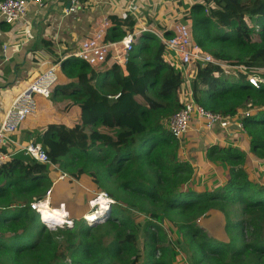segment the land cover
I'll list each match as a JSON object with an SVG mask.
<instances>
[{
    "label": "trees",
    "instance_id": "1",
    "mask_svg": "<svg viewBox=\"0 0 264 264\" xmlns=\"http://www.w3.org/2000/svg\"><path fill=\"white\" fill-rule=\"evenodd\" d=\"M166 10L174 9L166 5ZM189 12L177 16L163 29L169 30L178 21L191 22L194 39L204 50L232 66L246 67L245 71L234 70L235 77H229L218 66H197L191 77L198 104L223 116L242 113L251 105L250 114L243 121L252 134V150L264 156V83L254 87L248 81L252 74L261 75L260 69L264 67V0H195L190 3ZM107 20L111 27L106 42L120 41L138 27L137 18L124 11L111 12ZM249 21H255L256 25L250 26ZM257 25L259 37L255 40ZM48 52L56 58L54 64H61L51 99L59 98L55 104L61 112L75 106L80 112L73 125L50 124L35 143L42 145L51 162L59 165L69 179L53 187L50 167L25 154L0 168L4 180L0 185V201L9 203L0 212V264H4L3 258L13 264H24L27 258H33L32 264H142L148 248L151 253L144 264L176 263L167 257L171 249L167 238L171 239L169 234L174 232L165 233L160 216L151 214L156 223L150 218L144 227L145 224L135 222L134 215L120 217L119 211L112 208L110 217L103 222L84 221L82 217L87 210L78 211L72 202L66 201L75 195L76 202L89 204L96 196L78 185L85 176L94 180L96 186L92 187L97 194L103 182L113 180L118 189L166 205L171 211L206 213L222 202L241 203L248 211L264 212V199L256 200L257 194L264 198V188L255 191L246 172L236 168L244 160L240 149L211 146L207 151L210 162L232 165L223 191H187L180 185L190 178L192 168L175 160L174 151L180 142L164 128L162 120L183 108L180 95L185 79L166 61V47L156 35L145 31L135 38L127 74L117 65L91 67L78 58L63 59L51 50ZM63 77L65 81L60 84ZM130 97L138 101L139 108L123 122L118 107L128 106ZM92 105H100L109 113L111 126L105 125L103 117L86 122L85 114ZM146 172H152L153 176ZM50 189L51 207L59 208L66 203L75 221L74 227L62 228L66 235L63 241L41 223L30 207L31 202L44 200ZM136 208L139 213L140 207ZM103 228H111L114 237L108 240L97 236ZM178 229L201 239L197 247L190 249L193 261L201 256L199 263L228 264L225 260L229 251L213 241L205 230L194 225H179ZM180 243L177 240L176 246ZM248 252L264 257V241L246 243L232 253V258H241Z\"/></svg>",
    "mask_w": 264,
    "mask_h": 264
},
{
    "label": "built area",
    "instance_id": "2",
    "mask_svg": "<svg viewBox=\"0 0 264 264\" xmlns=\"http://www.w3.org/2000/svg\"><path fill=\"white\" fill-rule=\"evenodd\" d=\"M47 0H0V17L8 24H14L18 21L26 19L29 10L32 7L44 8ZM83 1L105 3L107 0H68L69 8L65 10V15H70L78 11ZM138 7L136 3H131L125 10L137 18L138 27L136 32L127 33L120 41L106 42L105 38L111 23L105 19L103 20L96 31L83 39L78 47L66 58L75 57L87 63L91 67H96L107 63L108 65L119 66L125 74H127V65L130 59V53L133 50L135 38L142 32H150L156 35L166 47V61L172 64L184 76V83L189 85V98L183 103V108L175 112L168 122L169 132L180 142L183 146L185 136L194 129L192 124L195 122L203 131L215 133L217 131L225 133L227 137H232L237 133H246L244 119L249 116V109H244L242 113L223 116L212 113L198 104L195 98V91L193 90L190 79L191 73L197 66L215 65L226 73H234V70L245 71L244 66H232L225 61H221L204 50L194 39L192 24L188 22L183 24L176 22L172 24L169 30H159L154 26H145L140 24L137 17ZM169 31V35L167 32ZM7 49V47H5ZM1 63V57H0ZM60 63L50 66L37 78H35L28 87L20 93L12 103L11 107L4 115L3 121L0 124V168L9 161L10 155L3 150L7 142H12V136L18 131L20 126L31 116L38 112V103L36 96H41L44 99H50L52 96V89L58 82V72ZM262 74H252L248 81L254 87H259L264 83V67L260 69ZM236 75V74H235ZM218 77L219 73H215ZM183 87V85H182ZM119 95L115 96L118 98ZM198 130V129H197ZM27 156L38 163L46 164L50 167L54 174V181L58 182L69 178L68 175L62 171L59 165H55L49 159L48 154L39 143H30L22 148ZM252 164H258L251 161ZM54 182V183H55ZM51 190L48 191L44 200L33 201L30 207L35 211L40 218L43 225L49 228H65L74 227L75 221L71 219L69 212L66 210L65 204H61L59 208H52L50 205ZM114 201L108 194L101 192L96 194L89 202L90 211L83 215V220L92 224L98 220L102 214L110 210L114 205ZM46 204H48L46 206ZM48 208L52 211L58 209L63 211V222H50L43 216L44 210Z\"/></svg>",
    "mask_w": 264,
    "mask_h": 264
},
{
    "label": "rangeland",
    "instance_id": "3",
    "mask_svg": "<svg viewBox=\"0 0 264 264\" xmlns=\"http://www.w3.org/2000/svg\"><path fill=\"white\" fill-rule=\"evenodd\" d=\"M193 1L195 0H168L167 2L159 0L157 6L158 12L156 14H151V9L143 10L141 8V5L139 4V2H142L141 0H131L130 3L136 2V5H138L137 7L139 10L137 11V16L139 20H142L144 22V19L147 17V20L149 22H147L148 24H146L145 26L152 25L159 30H164L163 28L168 26L172 22V20L177 18V16H182L187 13H190V3ZM166 4L172 5V8L174 9L172 13L169 10H166ZM141 10L144 11L147 16H143ZM148 15L150 17H148ZM152 18L155 19V21H151ZM249 24L252 27L256 25L255 21H249ZM258 33L259 26L257 25L256 29L254 30L255 40H258ZM231 76L235 77V74L230 73L229 77ZM62 79L64 80H61L60 84H63V82L65 81L64 77ZM190 83L192 86V77L190 79ZM183 87L184 88L182 89L181 95L185 94V96L180 99L182 103H184V101L189 98L188 95L190 93L188 84H183ZM58 99L59 98L53 101L55 102ZM137 102L135 101V99L130 97L127 100L128 106L119 105L118 108L122 113L123 122L126 121V119L133 117V113L139 108V104ZM247 108L250 109L251 105H248ZM70 111L72 113H78V110L75 107L71 108ZM65 117L66 114L64 113L57 114L54 122H64L62 121V118ZM99 117H103L105 119V125L111 126V118L109 113L104 110L103 107L100 105H92V108L89 110V113L85 114V120L88 123L95 122ZM170 118L162 120V125L166 130L168 129V122ZM75 120L77 121V118ZM192 126L194 127V131L191 130V132L185 136L183 146L179 144L180 146L176 147L174 151L175 160L178 163L190 165L192 168V174L190 178L186 182L181 183L180 185H183L184 189H187V191H193V189H205L207 191H223L224 187L226 186L227 180L230 177V168L232 167V165L230 163H224L221 161L210 162L207 157V151L212 145L208 146L207 144L208 136L203 130L196 131L195 123H193ZM245 134H247L246 136H248V141H252V134L249 132L247 127ZM242 142L243 141H240L241 145L238 143L236 144V147L232 146V148L240 149L239 147L242 146ZM240 150L243 151L244 160L243 162L237 164L236 168H242L246 172V175L251 181L255 191L260 188H264V156L260 155L257 152H254L252 150V147L250 146V142L247 146L243 145ZM251 161L257 162L258 164H252ZM220 163L223 167L227 168L225 170L228 172L226 173V177L221 176L219 178L216 175V171L212 170L213 164L220 165ZM221 165L218 167H221ZM213 168L215 169V167ZM146 174H148V176H153L152 172H146ZM89 182L94 184L93 179H90ZM0 185H2L1 180ZM101 185V192H105L113 200L115 199L117 201V204L112 205L110 207V210L102 214V216L93 223H98L100 221L103 222V220L110 217V212L112 208H115L117 209V211H119L121 215L120 217H125L128 215V213L134 215L135 222L141 223L140 225L145 224L144 227L146 226L147 222H150V218L153 221L152 223H156V218L151 216V214L160 216L161 223L166 229L165 233L167 231L170 233L171 230L174 232L173 234H169L171 239L169 237L167 238V246L169 247V249L171 248L170 251L167 253V257L169 260H174L176 262L175 264H215V261L199 263V259L201 258V256H198V262L193 261V252L191 250H193L194 247H197L198 241H200L201 239L199 237H189V235L186 234L185 231L182 232L179 231V229L177 230L179 225H194L195 227L203 231L205 230L213 241L220 243L219 245H222L223 248L229 251L225 260L228 264H264L263 256L261 257L258 254H253L250 252H248L241 258H232V253L241 249L246 243H258L260 241H264V212L260 210H255L251 212L245 209L244 205H242L241 203L228 204L221 202L217 205L211 206L206 213L202 211L183 213L178 211H171L167 209L166 205L154 204L153 202L146 201L145 199L132 196L131 193H129L128 191L125 192L123 190L118 189L116 182H114L113 180L103 182ZM94 186L96 185L94 184ZM181 188H179L178 190H180ZM71 196L75 198V195ZM262 199H264L263 195L257 194L256 200ZM71 205L72 207H75L78 204L76 201H74L71 203ZM8 206V202L0 201V212L4 209V207L6 208ZM84 206L86 210H90V206L87 207L86 203H84ZM136 207H140V214L136 211ZM204 215H209V217L205 219L206 217ZM80 216L81 213L77 215L78 218ZM240 223L241 226H238ZM47 228L50 232L57 235L60 241L65 240L64 236L66 235L62 228ZM142 230L143 227L140 231L142 234L140 232L139 233L143 236ZM97 236L107 238L108 240L114 237L113 233L111 232V228L110 230L108 228H103L99 231V233H97ZM177 240H181V243L176 246ZM5 241L8 240L6 239ZM146 253L147 255L151 253L150 248H148ZM147 255L146 258H143L142 264L147 261ZM159 256L160 254H158V257ZM32 261L33 258H27L24 260V264H32ZM3 263L13 264L11 260H6L5 258H3Z\"/></svg>",
    "mask_w": 264,
    "mask_h": 264
},
{
    "label": "crops",
    "instance_id": "4",
    "mask_svg": "<svg viewBox=\"0 0 264 264\" xmlns=\"http://www.w3.org/2000/svg\"><path fill=\"white\" fill-rule=\"evenodd\" d=\"M141 1L142 2H139V4L143 10L151 9V14H156L158 12L157 6L159 0ZM160 1L167 2L168 0ZM130 2L131 0H107L105 3L84 1L78 11L70 15H65L64 13L67 9L68 0H47L44 8L32 7L26 19L23 21L8 24L0 17V124L15 98L47 68L55 65L54 59L56 58L48 52L49 50H51L56 57L65 59V57L70 55L78 47L83 39L96 31L99 24L107 19L111 12H125L126 8L131 4ZM173 11L174 10H171L170 12L172 13ZM141 12L143 16H147L144 11L141 10ZM148 17L150 16L148 15ZM145 21H148L147 17L144 19V22L140 20V24H148L145 23ZM151 21H155V19L152 18ZM5 47H7V49H5ZM108 66L110 67L111 65ZM183 88L184 87H182V89ZM183 96H185V94L180 95V99ZM36 100L38 103V112L24 121L18 131L11 137L12 142H7L3 147V150L10 155L9 161L18 155L25 154L22 148L30 143H35V140L44 134L50 124L64 123L66 125H73L80 112L77 106H75V108H77L78 113H72L70 111L71 109L61 112L57 109L55 102L51 98L44 99L41 96H36ZM186 101L187 100H185L184 103ZM60 113L66 114V117L62 118L64 122H54L56 115ZM195 125L196 131L203 130L198 128L199 126L197 123H195ZM205 134L208 136V146L212 145L229 148L232 146L236 147V144H240V141H243L242 146H247L250 142L247 139V134L244 133H237L232 137H227L225 133L219 131L215 133L205 131ZM242 146L239 148L241 149ZM217 165L213 164L215 169L212 167V170L216 171V175L219 178L221 176L226 177V173L228 172L225 170L227 168L223 167L221 163V167ZM51 172L52 170L50 169L49 177L53 182V187L69 179L67 178L55 182L54 174H50ZM0 180L3 184V178L0 177ZM89 180V177H85L78 185L80 188L85 189L87 193L96 195L97 191L92 187L94 184L90 183ZM50 190L52 191V189ZM194 190L195 189H193V191ZM203 190L205 192L207 191L205 189ZM203 190L195 191L198 192ZM74 201L75 198L70 195L66 202ZM62 204H65V207H67L66 203ZM77 204L78 205L75 206L76 210L82 211L83 208H85L84 201L80 203L77 202ZM87 207H89V204H87ZM89 211L87 210V213Z\"/></svg>",
    "mask_w": 264,
    "mask_h": 264
},
{
    "label": "bare ground",
    "instance_id": "5",
    "mask_svg": "<svg viewBox=\"0 0 264 264\" xmlns=\"http://www.w3.org/2000/svg\"><path fill=\"white\" fill-rule=\"evenodd\" d=\"M48 204H46L47 206ZM43 216L45 219L49 220L50 222H57V223H62L63 220V213H60L58 211H52L51 209L46 208L43 212Z\"/></svg>",
    "mask_w": 264,
    "mask_h": 264
},
{
    "label": "water",
    "instance_id": "6",
    "mask_svg": "<svg viewBox=\"0 0 264 264\" xmlns=\"http://www.w3.org/2000/svg\"><path fill=\"white\" fill-rule=\"evenodd\" d=\"M69 6H70V5H69V3H68L67 8H69Z\"/></svg>",
    "mask_w": 264,
    "mask_h": 264
}]
</instances>
